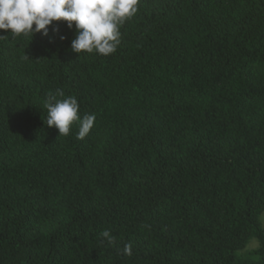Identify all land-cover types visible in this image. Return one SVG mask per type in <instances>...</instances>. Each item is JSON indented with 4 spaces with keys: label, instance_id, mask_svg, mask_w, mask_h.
<instances>
[{
    "label": "trees",
    "instance_id": "obj_1",
    "mask_svg": "<svg viewBox=\"0 0 264 264\" xmlns=\"http://www.w3.org/2000/svg\"><path fill=\"white\" fill-rule=\"evenodd\" d=\"M120 33L0 30V264H264V0H139ZM58 88L85 138L44 123Z\"/></svg>",
    "mask_w": 264,
    "mask_h": 264
},
{
    "label": "clouds",
    "instance_id": "obj_2",
    "mask_svg": "<svg viewBox=\"0 0 264 264\" xmlns=\"http://www.w3.org/2000/svg\"><path fill=\"white\" fill-rule=\"evenodd\" d=\"M138 6L139 0H0V30L10 31L13 38L32 37L37 32L47 36L50 25L64 22L69 29L75 25L72 52L107 56L116 51L120 44V27L136 15ZM58 32V28H53L54 34ZM64 38L60 36L61 40ZM0 40L7 37L0 36ZM21 59L29 57L24 54ZM43 108L47 112L44 123L55 127L58 136H67L72 125L78 123L76 138L83 139L94 125L95 115L85 113L81 118L76 97H64L62 89L49 91ZM99 238L109 245L116 242V236L107 229L100 232ZM131 249V243H125L122 254L130 256Z\"/></svg>",
    "mask_w": 264,
    "mask_h": 264
},
{
    "label": "rangeland",
    "instance_id": "obj_3",
    "mask_svg": "<svg viewBox=\"0 0 264 264\" xmlns=\"http://www.w3.org/2000/svg\"><path fill=\"white\" fill-rule=\"evenodd\" d=\"M260 219H261V224H262V226L264 228V213L261 215ZM256 246H257V244L255 242H253V243L250 244L249 249H253Z\"/></svg>",
    "mask_w": 264,
    "mask_h": 264
}]
</instances>
